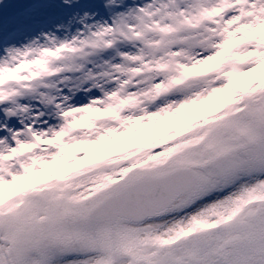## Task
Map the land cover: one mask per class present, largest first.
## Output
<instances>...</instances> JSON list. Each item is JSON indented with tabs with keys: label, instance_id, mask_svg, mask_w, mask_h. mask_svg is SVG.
I'll use <instances>...</instances> for the list:
<instances>
[{
	"label": "snow or ice",
	"instance_id": "obj_1",
	"mask_svg": "<svg viewBox=\"0 0 264 264\" xmlns=\"http://www.w3.org/2000/svg\"><path fill=\"white\" fill-rule=\"evenodd\" d=\"M25 3L0 17V264H264V0Z\"/></svg>",
	"mask_w": 264,
	"mask_h": 264
},
{
	"label": "rangeland",
	"instance_id": "obj_2",
	"mask_svg": "<svg viewBox=\"0 0 264 264\" xmlns=\"http://www.w3.org/2000/svg\"><path fill=\"white\" fill-rule=\"evenodd\" d=\"M117 3H120V0H117ZM127 3H131V0H127ZM27 7L25 0H0V17L3 18H8L9 16H16L18 14H20L24 8ZM115 7V6H113ZM103 19L107 20L108 23H111V20L108 19V17H104ZM96 22H103V20L101 19L99 14H96L94 17H92L91 19L87 20L86 23L92 24V23H96ZM79 25L76 22H73L70 25L65 26L64 28H62L60 30V32L57 33L58 38L60 39H71V37L73 35L77 34V29H78ZM32 40H39L40 42H43V37L42 36H37L35 33H30L28 34V38L25 41L21 42V45L24 43H31ZM89 59L93 60L96 63L100 62V57H90ZM89 67H91V65H88ZM62 75H69V76H74V75H79V74H72V73H64ZM53 79H58V78H53ZM59 87L63 88V85H59ZM41 91H44L43 89H41ZM65 91H67L65 89ZM25 102H31L33 104H35L34 101H25ZM75 103H86L87 102V97L83 94V93H79L77 94V96L74 99ZM202 110V109H201ZM195 114L194 112H185L179 116H175V117H171L168 120L165 121H161L159 126L157 127H145L142 130L138 131V134L133 135L132 137L123 140L119 145H107V146H103L105 150H108L109 148H118V147H122L125 144L128 143H134V142H138V141H142V140H147L149 138L155 137L156 135H158L162 129L167 126L168 124H175V123H180L183 120L188 119L191 115ZM47 118V117H45ZM15 120L10 122V126L11 124H14ZM19 126V125H17ZM57 166H53L52 168L49 169V171H53L55 170Z\"/></svg>",
	"mask_w": 264,
	"mask_h": 264
}]
</instances>
